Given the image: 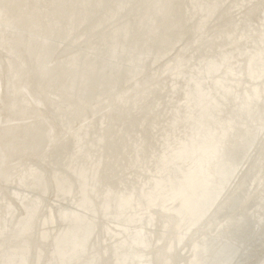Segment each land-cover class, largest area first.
<instances>
[{
    "label": "bare ground",
    "instance_id": "bare-ground-1",
    "mask_svg": "<svg viewBox=\"0 0 264 264\" xmlns=\"http://www.w3.org/2000/svg\"><path fill=\"white\" fill-rule=\"evenodd\" d=\"M0 264H264V0H0Z\"/></svg>",
    "mask_w": 264,
    "mask_h": 264
}]
</instances>
